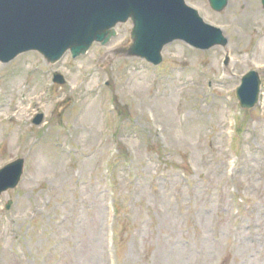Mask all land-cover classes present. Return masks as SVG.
Masks as SVG:
<instances>
[{"label":"rangeland","instance_id":"obj_1","mask_svg":"<svg viewBox=\"0 0 264 264\" xmlns=\"http://www.w3.org/2000/svg\"><path fill=\"white\" fill-rule=\"evenodd\" d=\"M186 2L224 47L174 41L155 67L119 54L128 21L76 59L0 63V166L26 158L0 196V264H264V7ZM251 69L262 102L244 110Z\"/></svg>","mask_w":264,"mask_h":264},{"label":"water","instance_id":"obj_2","mask_svg":"<svg viewBox=\"0 0 264 264\" xmlns=\"http://www.w3.org/2000/svg\"><path fill=\"white\" fill-rule=\"evenodd\" d=\"M208 2L215 11L227 4V0ZM128 19L133 24L131 42L120 52L153 64L161 61L163 46L175 40L201 50L227 44L222 31L205 23L184 0H0V61L6 63L30 50L38 51L48 63L67 51L75 58L93 42L106 44L115 35L113 27ZM54 81L63 82L58 74ZM259 85L255 71L241 78L236 97L242 108L255 105ZM41 119L37 116L34 123ZM22 169L20 158L0 169V194L18 184Z\"/></svg>","mask_w":264,"mask_h":264},{"label":"bare ground","instance_id":"obj_3","mask_svg":"<svg viewBox=\"0 0 264 264\" xmlns=\"http://www.w3.org/2000/svg\"><path fill=\"white\" fill-rule=\"evenodd\" d=\"M86 114H87L86 120L88 117H93V115H94L93 109L91 108ZM90 120L93 121L92 119H90ZM89 132L92 133L93 131L90 130Z\"/></svg>","mask_w":264,"mask_h":264}]
</instances>
